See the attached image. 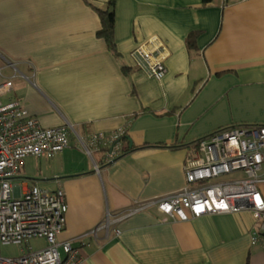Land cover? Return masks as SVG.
I'll list each match as a JSON object with an SVG mask.
<instances>
[{
    "label": "crops",
    "instance_id": "1",
    "mask_svg": "<svg viewBox=\"0 0 264 264\" xmlns=\"http://www.w3.org/2000/svg\"><path fill=\"white\" fill-rule=\"evenodd\" d=\"M107 1L0 0V84L13 86L7 99L42 128L68 124L79 136L124 130L127 138L105 165L103 150L89 156L70 137L68 149L46 159L43 180L14 183L64 192L57 240L80 247L81 264H264L249 211L174 221L152 206L76 241L107 213L112 220L180 190L187 152L200 138L264 125V0H116L117 58L96 36L101 24L91 6ZM152 37L168 54L161 81L131 55ZM258 190L264 199V182Z\"/></svg>",
    "mask_w": 264,
    "mask_h": 264
},
{
    "label": "built area",
    "instance_id": "2",
    "mask_svg": "<svg viewBox=\"0 0 264 264\" xmlns=\"http://www.w3.org/2000/svg\"><path fill=\"white\" fill-rule=\"evenodd\" d=\"M131 53L136 68L157 81L165 77L168 54L156 37ZM12 90L10 81L0 84V245H21L32 240L42 241L43 245L35 250L22 249L14 258L0 256V264H81L80 247L57 240L66 224L64 192H50L36 185L22 190L14 181L25 158H53L70 147V137L89 156L103 150L102 163L110 164L121 154L120 139L125 132L79 136L68 124L42 128L19 100L7 99ZM263 164L264 125L212 132L188 150L185 183L180 190L136 202L112 220L107 213L104 222L76 241L81 244L86 237L97 238L100 231L107 232L120 219L152 206L174 221L249 211L258 224L252 242L260 241L264 252V199L258 190V184L264 182Z\"/></svg>",
    "mask_w": 264,
    "mask_h": 264
},
{
    "label": "rangeland",
    "instance_id": "3",
    "mask_svg": "<svg viewBox=\"0 0 264 264\" xmlns=\"http://www.w3.org/2000/svg\"><path fill=\"white\" fill-rule=\"evenodd\" d=\"M50 161L46 159H39L34 157H28L23 160V164L19 169L18 175L20 178H25L28 182L35 180H43L46 177L44 169ZM18 177V178H19ZM233 176L229 177L232 178ZM226 178V179H229ZM41 186V185H40ZM42 187V186H41ZM43 245L42 241H29L23 242L21 245H0V256L4 258H14L21 254V250L28 251L29 248L33 250L38 249Z\"/></svg>",
    "mask_w": 264,
    "mask_h": 264
},
{
    "label": "trees",
    "instance_id": "4",
    "mask_svg": "<svg viewBox=\"0 0 264 264\" xmlns=\"http://www.w3.org/2000/svg\"><path fill=\"white\" fill-rule=\"evenodd\" d=\"M205 1H209V0H204V2ZM115 5H116V0H108L107 3L101 8H96L93 6L91 7L93 11L99 17L100 24H101V28L96 33V36L104 40L108 51H110L117 58L119 56L116 51V44H115V38H114ZM188 45L190 46L189 40H188ZM126 139L127 138L122 137L120 141L125 142ZM125 149L126 147L123 148V150Z\"/></svg>",
    "mask_w": 264,
    "mask_h": 264
}]
</instances>
